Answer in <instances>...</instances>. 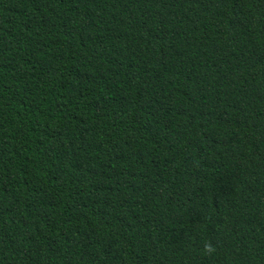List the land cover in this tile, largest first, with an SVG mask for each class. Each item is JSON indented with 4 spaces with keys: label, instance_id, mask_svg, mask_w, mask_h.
<instances>
[{
    "label": "trees",
    "instance_id": "trees-1",
    "mask_svg": "<svg viewBox=\"0 0 264 264\" xmlns=\"http://www.w3.org/2000/svg\"><path fill=\"white\" fill-rule=\"evenodd\" d=\"M0 264H264V0H0Z\"/></svg>",
    "mask_w": 264,
    "mask_h": 264
}]
</instances>
